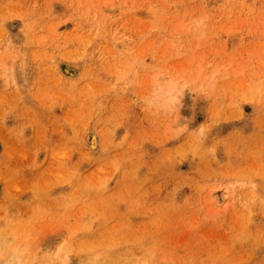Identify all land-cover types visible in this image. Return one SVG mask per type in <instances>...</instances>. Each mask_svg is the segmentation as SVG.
<instances>
[{
  "label": "rangeland",
  "instance_id": "1",
  "mask_svg": "<svg viewBox=\"0 0 264 264\" xmlns=\"http://www.w3.org/2000/svg\"><path fill=\"white\" fill-rule=\"evenodd\" d=\"M8 261L264 264V0H0Z\"/></svg>",
  "mask_w": 264,
  "mask_h": 264
},
{
  "label": "bare ground",
  "instance_id": "2",
  "mask_svg": "<svg viewBox=\"0 0 264 264\" xmlns=\"http://www.w3.org/2000/svg\"><path fill=\"white\" fill-rule=\"evenodd\" d=\"M171 91H172V87H171V86H169V87L166 88V93L169 94V93H171ZM169 100H170L171 104L174 105L175 102H176V100H177V96H176L175 94H173V95L170 96ZM94 141H95V138H94V137H91L90 142H89V146H90L91 148L94 147ZM14 253H15V252H14ZM14 253L12 252V253L9 255L10 261H12V260H14L15 258H17V255H14ZM7 264H11V263L8 261Z\"/></svg>",
  "mask_w": 264,
  "mask_h": 264
}]
</instances>
